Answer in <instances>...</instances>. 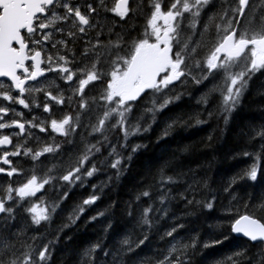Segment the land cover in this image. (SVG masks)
I'll list each match as a JSON object with an SVG mask.
<instances>
[{"label":"snow or ice","instance_id":"6c2138e0","mask_svg":"<svg viewBox=\"0 0 264 264\" xmlns=\"http://www.w3.org/2000/svg\"><path fill=\"white\" fill-rule=\"evenodd\" d=\"M185 96L198 107L165 112ZM249 100L260 120L243 126ZM161 114L158 144L193 119L240 122L243 165L213 182L214 152L195 167L166 152L137 176L127 223L117 201L87 216ZM76 188L90 193L69 207ZM105 217L77 243L82 218ZM0 264H264V0H0Z\"/></svg>","mask_w":264,"mask_h":264},{"label":"trees","instance_id":"16d2710c","mask_svg":"<svg viewBox=\"0 0 264 264\" xmlns=\"http://www.w3.org/2000/svg\"><path fill=\"white\" fill-rule=\"evenodd\" d=\"M257 101L249 100L245 106V110L242 113V125L247 126L249 123L258 122L260 120V113L257 110ZM198 107L195 104V100L189 96H185L183 100L178 102L177 105L166 109L165 112L169 115H175L183 112L190 111ZM167 117L161 114L158 117V124L154 126L153 132L149 134L148 138L133 137V140L148 144V148L144 150L143 155L139 160L136 161L135 166L132 168L131 173L127 175L119 184L114 187L105 189V194L102 199L98 201L97 205L88 209L86 212L87 216L95 215L96 211L107 207L109 202H119V208L115 210L116 218L121 222V225L127 223V217L124 216L123 209L126 203L133 198L135 191L137 190L138 180L137 176L142 170L143 166L149 161L157 159L159 156L166 152H176L182 156L183 159L190 162L193 167L199 163H203L204 158L208 153L214 152L215 159L212 161V167L207 171L208 176L211 177L213 182H219L226 180L230 174H234L243 165L242 160L231 159V154L237 151L242 145L243 140L241 139V123L230 126L229 130L222 131V123L218 126L215 120L203 124L196 125L195 120L191 122L190 127H178L176 128L165 140H161L157 143V137L159 136L163 126L164 120ZM212 135L214 140L212 142V148L206 149L204 145L208 143L207 137ZM232 149V150H231ZM105 179L103 174L94 177L90 183L100 184ZM90 193V188H76L70 193V198L66 201V205L71 207L78 203L81 197H86ZM51 195V194H50ZM181 205H174V213L181 214ZM61 217L56 218L53 227L55 228L61 222ZM108 217H105L98 221L95 225H88L87 227L82 221L78 222L79 228L73 231L74 238L77 243H83L94 240L101 235V226L106 222ZM189 224V230L194 231L199 227H203V222L196 217H188L186 221ZM163 227L168 226V222H163ZM122 231L121 226H117V231L111 233L112 239L118 238V233ZM235 245H226L217 247L215 250H206V255L212 253L215 256H222L224 252ZM63 257H58L62 259ZM204 259L202 256L196 257L197 261Z\"/></svg>","mask_w":264,"mask_h":264},{"label":"bare ground","instance_id":"6f19581e","mask_svg":"<svg viewBox=\"0 0 264 264\" xmlns=\"http://www.w3.org/2000/svg\"><path fill=\"white\" fill-rule=\"evenodd\" d=\"M232 150V149H231ZM97 212V211H96Z\"/></svg>","mask_w":264,"mask_h":264}]
</instances>
